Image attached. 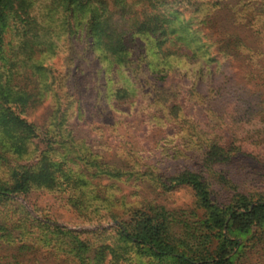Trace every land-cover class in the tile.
<instances>
[{"label":"trees","instance_id":"16d2710c","mask_svg":"<svg viewBox=\"0 0 264 264\" xmlns=\"http://www.w3.org/2000/svg\"><path fill=\"white\" fill-rule=\"evenodd\" d=\"M220 1L187 0V25L178 22L182 16L172 11L169 0H0V264L244 263L251 242L264 237V197L235 193L222 200L211 190L204 175L228 162L229 150L209 143L198 169L155 176L164 192L189 189L195 211L170 212L140 199L138 192L127 193L130 179L146 176L150 167L142 169L135 160L122 166L106 163L85 141L75 139L67 129L72 103L65 106L62 95L68 79L76 82L80 66L75 73L66 68L65 74L49 66L58 54L73 66V46L66 45L72 41L84 42L112 70L132 65L137 44L128 38L148 36L155 38L158 55L177 50L215 63L209 50L218 46L217 53L248 62L256 53L238 31L252 28L259 11L250 4ZM218 32L227 33L222 41L202 43L201 35ZM128 88L111 92L112 98H131L134 90ZM46 103L52 107L48 123L30 122ZM34 192L60 196L80 219L118 225L79 233L49 219L39 221L23 206L5 210L15 198Z\"/></svg>","mask_w":264,"mask_h":264},{"label":"rangeland","instance_id":"374dc122","mask_svg":"<svg viewBox=\"0 0 264 264\" xmlns=\"http://www.w3.org/2000/svg\"><path fill=\"white\" fill-rule=\"evenodd\" d=\"M221 1L224 5L250 4L254 6L251 10L259 11L252 28L232 30L245 35L255 51L256 55L248 62L217 53L218 46L209 50L215 63L187 58L177 50L171 56L163 52L158 55L155 38L148 36L128 38L132 46L137 44L132 65L112 70L107 61L98 62L84 42L75 41L66 43L73 46V66L66 61L65 54H58L49 64L57 74H65L66 68L75 73V66H80L76 82L68 79L62 95L65 106L72 103L67 129L74 138L85 141L92 153L106 163L122 166L123 162L135 160L142 169L150 167L146 176L130 179L124 191L138 192L140 199L154 201L170 212L195 211L194 195L187 188L164 192L155 176L198 169V161L202 166L203 154L212 142L229 150L231 159L215 166L213 175L210 172L204 175L211 183V190L222 200L235 193L264 197V0ZM186 2L169 0L172 11L182 16L178 22L188 25L190 14ZM188 29L197 31L193 26ZM225 34L208 33L200 38L207 46L219 43ZM186 37L188 45H192ZM128 87L134 90L131 98L121 101L114 95L112 98L111 92ZM51 111L50 103H46L29 121L45 126ZM130 153L134 157H129ZM137 194L132 195L131 201L138 198ZM15 199L6 205V211L23 206L37 220L49 219L73 232L108 231L118 225V221L97 225L94 218L93 222L80 219L60 196L34 192ZM85 238L93 240L92 236ZM251 243L254 245L243 264H264V237Z\"/></svg>","mask_w":264,"mask_h":264}]
</instances>
